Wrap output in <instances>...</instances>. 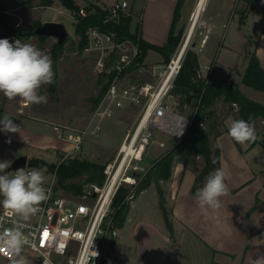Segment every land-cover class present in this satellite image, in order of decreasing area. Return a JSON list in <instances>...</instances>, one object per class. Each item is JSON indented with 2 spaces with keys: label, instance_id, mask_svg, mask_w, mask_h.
Instances as JSON below:
<instances>
[{
  "label": "crops",
  "instance_id": "0c3cea01",
  "mask_svg": "<svg viewBox=\"0 0 264 264\" xmlns=\"http://www.w3.org/2000/svg\"><path fill=\"white\" fill-rule=\"evenodd\" d=\"M177 1L146 0L142 13L137 14L134 19L131 7V31L139 19L141 38L148 44L162 46L167 41ZM195 1L183 0L176 28L179 29V25L184 21L183 16L186 11L187 17L190 15ZM232 4L233 1L228 0L212 20H204L202 14L207 34L198 44L197 50L195 45L194 51L198 56L200 68L211 66L214 82L233 81L242 91L239 82L245 67L240 69L236 66L237 62H232V64H225L217 71L216 65L211 63L210 56L203 57L205 60L200 56L201 50L205 49L211 36L216 34L220 27H224L229 20L232 15ZM18 7L15 1L0 0V11L4 12L8 18L15 16ZM235 16L236 13L233 14L232 23L233 31L236 33L231 36V42L234 44L231 43L226 48L229 52L235 51L233 45L241 41L242 30L247 26H254L255 36H244V42L248 40L253 42V51L264 69V0H242L236 19ZM40 23L42 24L41 21ZM2 32L0 26V35ZM238 57L239 55H236L237 59ZM146 63L145 57L144 66ZM134 73L136 72L128 74V77ZM0 97L3 107L0 119L9 117L21 128V133L0 131V143H8L10 139L11 143L8 144L12 148L15 146L9 156L11 161L22 156L26 157L27 161L29 158L40 159L37 155H41L44 149H48L51 153L55 150L57 162L64 157L71 146L56 136L53 125L80 128L67 124L62 116H55L48 110H40L34 104H26L20 98L9 100L2 93ZM256 101L263 103L264 97ZM213 109L225 128L214 141L219 148V168L225 171V182L228 186L227 195L221 197L222 206L216 212L210 211L208 218L205 219L196 204V194L191 190L195 175L203 168V159L200 156L191 155L187 167H184V156H175L169 178L158 182L166 217L160 206V196L154 181L142 190L129 206L125 221L136 220L133 225L134 234H136L133 242L135 255L139 257L141 264H151L149 256L152 253V240L153 245L156 244L159 250L160 264H180L177 255L168 257L164 254L167 249L178 252L180 247L188 248V258L193 256L191 264H254L255 260L264 257V122L258 119L252 121L257 136L256 143L241 145L228 135L232 121L236 120L234 116L236 108L233 104L217 100ZM90 118L91 115L85 119L86 122L81 128L90 124ZM73 119L79 120V116ZM161 150L143 153L139 164L145 168L146 172L166 153ZM193 160L196 161L193 162ZM148 211H151L150 215L155 224L150 218H142L148 216ZM154 235L157 238H153ZM118 248L116 240L114 250Z\"/></svg>",
  "mask_w": 264,
  "mask_h": 264
},
{
  "label": "built area",
  "instance_id": "2783aa9c",
  "mask_svg": "<svg viewBox=\"0 0 264 264\" xmlns=\"http://www.w3.org/2000/svg\"><path fill=\"white\" fill-rule=\"evenodd\" d=\"M100 7L106 11L104 23L117 22L120 17H132L127 0H116ZM87 14L88 10L84 7H80L77 12L80 17ZM84 50L95 54L97 74L111 79L102 99L91 113L90 124L80 129L53 125L56 136L71 146L63 158H74L86 139L99 135L103 121L113 118L126 104L144 101L143 112L134 133L131 136L128 134L121 144L115 162L107 165L104 170L105 180L100 187L94 186L81 200H73L56 189L55 176L50 182L44 183L46 191L50 192V198L40 205V211L25 222L23 229L29 243L24 246L22 255L24 258L31 255L35 264H44L45 258L51 264H77L81 257L87 264H115L113 249L119 229L114 225L112 202L122 183L130 186L124 201L130 204L136 197L140 180L146 173L139 162L152 135L149 129L161 130L178 140L187 132L192 121L172 110L166 103L167 99L174 98L172 89L184 54L179 56L175 52L158 73L155 68L157 66H152L151 72L157 77L156 82L132 83L126 80L128 74L145 68L139 60L142 51L136 39L120 38L115 31L90 27ZM211 73V66L201 68L197 71V78L208 82ZM233 106L236 108L235 104ZM147 113V118L141 125ZM159 145L164 146L163 143ZM127 146L132 150L129 154ZM119 156L121 159L116 165ZM24 170L31 171L26 167ZM139 172L142 176L137 179L136 174ZM71 201H74V206H67ZM17 220L18 217L11 211L0 209V232L13 227ZM44 233L48 235L45 236ZM92 242V250L99 253L96 258L89 256ZM0 258L12 261L13 255L0 247Z\"/></svg>",
  "mask_w": 264,
  "mask_h": 264
},
{
  "label": "rangeland",
  "instance_id": "374dc122",
  "mask_svg": "<svg viewBox=\"0 0 264 264\" xmlns=\"http://www.w3.org/2000/svg\"><path fill=\"white\" fill-rule=\"evenodd\" d=\"M25 0H19V7L15 12V16L9 17V22L15 27H19L21 29L28 28L35 24H41L45 22H58L62 24L67 31V38L64 42L63 50L59 54L56 60V72H57V81L55 85L51 86L50 84L44 85L40 89V94L45 95L48 98V102L41 104H34L40 110H48L55 116H62L65 119L67 124L75 126L77 128H81L85 122L86 118L89 117L94 110V99L101 92L103 82L107 80L104 78L102 82H99L102 75L97 74L94 66L95 62V54L87 53L84 49L81 50L79 47V37L74 32V23L78 18L76 13H71L70 11L65 10L59 0H55L54 3L47 8L37 6L39 0H34L33 7L24 3ZM75 5L78 7H84L88 11H93L91 5H110L116 0H73ZM129 2L130 8L132 7L133 11V19L136 18L137 14L142 13L146 0H127ZM228 0H207V3L204 7L203 18L206 21L213 19V16L217 13V11L223 7V5ZM232 15H230L229 20L224 27H220L217 30L216 34H213L209 40V43L206 45L204 50H201L200 56L211 58V63L216 65V70L219 71L223 66L232 64V62H237V67L240 69L244 68L247 64V58L249 54L253 51V42L246 41L244 42V36H252L254 37V29L255 27L250 25L244 28L241 33V41H237L236 45H233L235 51L229 52L226 48L231 43V36L235 34L233 30L232 17L233 14L236 13V16L240 11V4L242 0H232ZM196 2V1H195ZM91 4V5H89ZM195 5V4H194ZM193 5V7H194ZM192 7V9H193ZM191 9V13L192 10ZM190 15L187 17V11L183 16V22L179 25V29L176 28V31H181V38L179 44L175 51L170 55L169 60L178 52L180 45L182 44L185 34L188 29L191 30L190 37L188 39V44L186 46V50L191 49L194 51V47L196 45V50L198 49V44L202 42V39L207 34L206 26L203 22L202 15L199 19L194 20L191 24ZM235 16V19L237 18ZM136 21V20H135ZM134 21V22H135ZM234 22V20H233ZM190 24V25H189ZM237 35L239 33L237 32ZM22 42L29 43L35 45L42 52L46 53L51 58V48L52 44L56 43V39L46 38L44 40L40 39V36H31L28 38H22ZM184 51V55H185ZM182 54V55H183ZM236 55H239L238 59ZM184 57V56H183ZM206 58V59H207ZM52 59V58H51ZM168 60V62H169ZM205 60V58H203ZM147 63L145 64V68L143 71L136 72L132 74L130 77H127V81H132L134 83H154L157 80V77L154 76L151 72L152 64H159L156 68L157 73L162 70V66L167 64L164 58L157 53L156 51H148L146 56ZM210 64V62L208 63ZM201 69V68H199ZM235 72V71H233ZM232 72V73H233ZM105 77V76H104ZM211 79H213V71L211 73ZM131 79V80H130ZM242 93L252 100H257L260 97H264L263 92H259L253 90L249 87L241 84ZM142 101L139 104H126L122 109L118 110L113 118L103 121L102 129L98 136L93 139H86L81 147L79 153L75 156V158L97 163L104 166V170L107 165L110 163H114L117 155L119 153V149L126 136L129 134L130 136L134 133L138 121L142 116L143 112V104ZM167 105L174 110L175 112L191 119L192 114L195 108V102H191L190 104L181 103L178 96L174 95V98H169L166 101ZM79 116V120L73 119L74 117ZM72 119V120H70ZM152 133L151 138L149 140L148 145L146 146L145 152L157 151L160 150L164 153L170 150L173 145L176 143V139L161 130H157L155 128L149 129ZM130 139V137H129ZM159 143H163L164 146H160ZM15 148V146H13ZM13 148L8 143H0V161H11L10 153L13 152ZM55 150H52V153L48 149H44L41 155H37L47 164H55L57 162V158L55 155ZM20 154V153H18ZM17 154V155H18ZM32 158H29L31 160ZM121 156H119L116 165L120 161ZM28 160V161H29ZM27 161V164H28ZM135 160H133L134 162ZM196 160H193L195 162ZM198 161V160H197ZM13 160L11 161V163ZM116 165L114 168H116ZM26 168L31 170L33 169H45V183L50 182L53 179V174L49 172L45 167H29L26 165ZM145 169V168H144ZM103 170V172H104ZM17 170L8 171L7 174L11 177L16 174ZM137 179H140L142 173L136 174ZM122 176H120L121 178ZM56 179V178H55ZM83 179V178H81ZM105 180V178H104ZM104 182V181H103ZM94 186L100 187V185L96 183L86 182L83 185V192L81 195L74 197L70 194L62 192V195L72 198L73 200H81V197L93 190ZM123 189L129 191V184L122 183L120 185ZM119 187V188H120ZM2 199V197H0ZM114 201V199H113ZM113 204V202H112ZM154 204V203H152ZM67 206L73 207L74 201L68 202ZM0 209H3L0 206ZM113 208H111L112 210ZM147 217L142 218H150L151 222L154 223L153 217L150 215L151 211H148ZM152 214V213H151ZM140 218V217H138ZM136 220L133 221H125L123 228L118 230V238L117 245L119 246L118 250L113 249V259L115 264H141L139 261V257L135 255L134 249V234L135 230H133V225ZM153 238H157L155 235ZM152 238V239H153ZM153 241V240H152ZM151 241V251L149 258L151 264H160L159 250L153 245ZM180 251L176 252V250L172 249L171 251H167L164 253L169 256L177 255L180 261V264H191L193 259L190 256H187V247H180ZM161 252V251H160ZM163 252V251H162ZM191 255V254H190ZM143 257L146 256L143 254ZM188 262V263H187ZM0 264H12V261L0 258ZM25 264H35L31 255H27L25 257Z\"/></svg>",
  "mask_w": 264,
  "mask_h": 264
},
{
  "label": "trees",
  "instance_id": "16d2710c",
  "mask_svg": "<svg viewBox=\"0 0 264 264\" xmlns=\"http://www.w3.org/2000/svg\"><path fill=\"white\" fill-rule=\"evenodd\" d=\"M12 1H15L16 4L20 6L18 4L19 0ZM59 2L66 10L77 14L79 7L75 5L73 0H59ZM182 2L183 0L177 1L168 38L166 43L162 46L146 43L141 38V28L138 22L131 31V16L120 17L117 22L104 23L106 11L98 5L89 4L93 11H88L85 17L78 16L74 23V32L79 37V47L81 50L85 48L87 43V30L90 27L97 26L102 30L117 32L120 38L130 37L136 39L142 51L139 59L140 62H143L149 50L156 51L164 58L165 62H168L170 55L177 48L181 38V31H176V25L179 20ZM24 3L31 7L35 6L33 5L34 0H25ZM52 4L53 0H39L37 6L46 8ZM40 25L41 24H35L25 29L15 27L9 22L6 14L0 11V26L3 30L0 39L8 38L11 42L16 39L21 40L22 38L37 36L34 34V30ZM46 38L47 37L40 36L42 40ZM63 46L64 43L58 45L56 42L51 48L52 67L55 72V82L50 84L51 86L55 85L57 81L56 60L62 52ZM199 68L196 52L191 49L186 50L179 73L174 81L172 94L178 96L181 103L190 104L193 101L195 102L191 124L184 136L178 139L173 147L154 163L142 177L138 185L136 196L154 181L160 196V206L165 217L166 212L163 207V198L158 182L159 180L169 178L175 156H184V167H187L191 155H197L203 159V168L195 175L191 189L194 194H196L199 188L203 187L205 178L208 174L219 168V148L214 141L225 128L222 120L219 119L213 109L217 100L236 105V110L234 112L236 120L243 119L251 123L258 119L264 122V102L259 103L244 95L239 89L238 84L233 81L216 83L211 78L208 82L198 79L197 71ZM104 78V76L101 77L99 82H102ZM110 79L111 77L107 78L106 81L104 80L105 82H103L101 92L94 99V106L102 99ZM239 84H243L246 87L264 93V69L260 65L254 51H252L247 58V64L242 72ZM2 110V100L0 97V113ZM202 125L205 127H202ZM255 143L256 141L250 143V145H254ZM27 165L29 167H45L55 176L56 189L74 197L82 194L83 185L86 182L102 185L105 178L103 165L75 157L62 158L55 164H47L40 159H31L28 161ZM127 193V190L120 187L114 197L112 204L114 211L113 219L114 225L117 228L122 227L129 210L130 204L124 201Z\"/></svg>",
  "mask_w": 264,
  "mask_h": 264
},
{
  "label": "clouds",
  "instance_id": "9594fccd",
  "mask_svg": "<svg viewBox=\"0 0 264 264\" xmlns=\"http://www.w3.org/2000/svg\"><path fill=\"white\" fill-rule=\"evenodd\" d=\"M52 63L50 56L33 44L20 39L11 42L8 38L0 39V93L9 100L20 98L26 104H46L48 98L40 94V89L55 82ZM0 125V131L5 133H21L20 126L9 117L0 119ZM228 135L241 145L254 143L257 139L254 125L243 119L232 121ZM7 142L11 143V140ZM10 166L11 161H0V206L11 211L18 220L13 227L0 232V247L13 255L12 264H25L22 252L29 243L23 232L25 222L40 211V205L50 198V192L44 187L45 169L25 171L21 168L10 177L6 172ZM225 179V171L215 169L205 178L203 187L196 191V204L205 219L210 211L221 208V197L228 193ZM92 247L93 242L89 256L96 258L99 253ZM44 264H51V261L45 258ZM77 264H87V261L81 257ZM254 264H264V257L255 260Z\"/></svg>",
  "mask_w": 264,
  "mask_h": 264
},
{
  "label": "water",
  "instance_id": "95a60500",
  "mask_svg": "<svg viewBox=\"0 0 264 264\" xmlns=\"http://www.w3.org/2000/svg\"><path fill=\"white\" fill-rule=\"evenodd\" d=\"M34 34L37 36L52 37L56 39L58 45L63 44L67 38V31L65 27L57 22H45L41 24L34 30ZM26 165H27L26 157L24 156L19 157L11 163V166L8 169H6V172L11 170H18L21 168L24 169Z\"/></svg>",
  "mask_w": 264,
  "mask_h": 264
},
{
  "label": "bare ground",
  "instance_id": "6f19581e",
  "mask_svg": "<svg viewBox=\"0 0 264 264\" xmlns=\"http://www.w3.org/2000/svg\"><path fill=\"white\" fill-rule=\"evenodd\" d=\"M206 3H207V0H196L195 5L193 7V11H192L191 16H190V21H189L190 24L194 20H198V19H199V23H200V18H201V15L203 14L204 7H205ZM190 34H191V30L188 29L186 34H185L184 40H183L182 44L180 45V47L178 49L177 53L179 54V56H182V54L184 53V51L186 49V46L188 44L187 42H188V39L190 37ZM147 115H148V113L143 118V120L141 122V125L146 120ZM140 126H139V128H140ZM139 128L136 130V133L139 131ZM136 133H135V135H136ZM126 150H127V154L132 152V150L128 146L126 147Z\"/></svg>",
  "mask_w": 264,
  "mask_h": 264
},
{
  "label": "snow or ice",
  "instance_id": "6c2138e0",
  "mask_svg": "<svg viewBox=\"0 0 264 264\" xmlns=\"http://www.w3.org/2000/svg\"><path fill=\"white\" fill-rule=\"evenodd\" d=\"M45 236H47L48 234L47 233H44Z\"/></svg>",
  "mask_w": 264,
  "mask_h": 264
}]
</instances>
